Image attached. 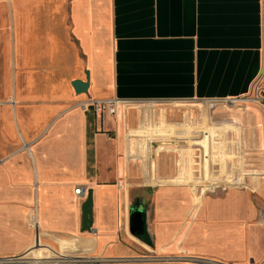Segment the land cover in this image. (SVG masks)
<instances>
[{
  "label": "crops",
  "instance_id": "crops-1",
  "mask_svg": "<svg viewBox=\"0 0 264 264\" xmlns=\"http://www.w3.org/2000/svg\"><path fill=\"white\" fill-rule=\"evenodd\" d=\"M6 25L0 258L40 256L46 264L264 260V224L254 206L246 212L253 222L244 220L253 223L258 244L250 257L224 260L218 256L224 251L191 235L195 224L220 220L207 204L231 192L243 199L237 190L208 195L207 162L232 155L223 148L232 137L240 148L233 156L241 157L243 146L246 158L253 157V138L262 132L259 112L251 102L219 103L217 126L201 104L243 98L264 78V0H0V29ZM74 80H88V91L77 93ZM89 98L121 102L116 113L96 115L79 106ZM176 128L204 148L207 181L187 174L196 161L186 146L170 145L175 142L167 137L181 132ZM186 134L177 135L184 140ZM154 137L157 147L148 141ZM251 181L253 173L245 181L250 189ZM80 186L93 189L91 230L82 229L87 195L76 193Z\"/></svg>",
  "mask_w": 264,
  "mask_h": 264
},
{
  "label": "rangeland",
  "instance_id": "rangeland-1",
  "mask_svg": "<svg viewBox=\"0 0 264 264\" xmlns=\"http://www.w3.org/2000/svg\"><path fill=\"white\" fill-rule=\"evenodd\" d=\"M5 16L8 20V15ZM6 27L7 28L0 29V65L5 62V57L8 55V25H6ZM257 94L261 97H264V79L257 81L253 91L243 97L255 105L253 107H255L259 112V117L261 120V136L258 139L253 138V157L246 158L245 147L243 146H241V157L236 158L233 156L234 153L240 152V148H238L237 143L234 142V140L237 141V138L234 137L233 139L232 137V141L231 139L223 140L224 150L232 155H229V157L226 158H221L220 160H218V157H216V160L211 158V161L207 162L210 165V178H208L210 180V192L208 195L218 198L219 196H227L229 191L237 190L241 192L243 199L238 193L231 192L227 197H225L223 201L207 204L206 209L208 210L209 214L219 216L218 218H220V220L217 222L207 221L206 226L204 227L200 225L199 222L198 224H195L191 231L192 239L197 243L203 244L210 249L224 251L223 253L225 254L218 255L224 260L229 259L230 257H235L239 260L250 257L253 249H257L258 247L257 240H255L251 234V232H253V223L247 225V221H245L246 223L244 222L245 218L248 220V222H253V218H251V216L248 217L246 214L249 206H254L257 211V220L263 222L262 224H264V101L261 104H256L253 99L257 96ZM217 107L218 105H216L215 108L211 110V115L214 117L213 124L219 126L221 125L220 122L223 120V118H221V116L216 113ZM88 113L93 112L89 111ZM194 113L197 119H201L200 111L198 109L194 110ZM262 114L263 122L261 118ZM222 136L224 135H221V139L223 138ZM184 140H187V138ZM181 144L186 146L185 151L189 152V154H192L194 160L199 162L198 164L196 162V164L193 163V168L191 165V168L188 169L189 172L187 174L192 175L191 173H194L196 178L200 177L199 180L207 181L205 175L207 174V171L205 167V161L203 160L204 156L201 147L191 146L192 143L185 145V141H183ZM217 146H220V143ZM223 148L220 149L222 150ZM238 163L241 165V169ZM234 171L236 172L234 173ZM252 173L253 182L251 181L252 187L250 189V186H248L247 182L251 179ZM190 183V180L186 182L188 186H190ZM223 215L229 216L227 220L221 219ZM238 220L242 221L240 225ZM29 257L33 256L29 255ZM246 263L264 264V260L262 262H253V259H250L249 261L247 260Z\"/></svg>",
  "mask_w": 264,
  "mask_h": 264
},
{
  "label": "built area",
  "instance_id": "built-area-1",
  "mask_svg": "<svg viewBox=\"0 0 264 264\" xmlns=\"http://www.w3.org/2000/svg\"><path fill=\"white\" fill-rule=\"evenodd\" d=\"M261 81V80H260ZM242 100H247L244 98H231V99H204L202 101V109L201 112L206 114V115H210L211 114V110L215 108L216 105H218L219 103H229L232 106L238 105L240 104V101ZM253 101L256 104H261L264 101V97H261L257 94V96L253 99ZM121 101L119 99L113 98V99H92L89 98L85 101H82L79 103V106L82 110H84L85 112H89L92 111L94 114L96 115H104L107 112L108 113H116L117 109H118V105ZM179 126V125H178ZM220 126V125H219ZM176 130H181V132L179 133H174V135H170L167 137L168 140H174L175 144H170L172 146H183L181 143L183 141H185V145H187L188 143H192L191 146H200L202 151H203V156L205 158L204 155V148L199 145V144H193L192 140L194 139L195 135L190 134L189 136L186 134L185 131H183V128H176ZM185 135L187 140H183L178 135ZM198 135H196V139L199 138V136H201V133H196ZM157 140H159L158 137H154L152 139H148L150 145L157 147ZM198 140V139H197ZM189 145V144H188ZM151 149H154L153 147H151ZM203 158V160L205 161V159ZM4 159L2 157H0V165L3 163ZM199 163V162H196ZM208 183V182H207ZM88 188L87 187H78L76 189V193L78 195H80L81 193L84 195L88 194ZM32 223L36 226L37 222H36V212L34 211L32 214ZM137 261V260H135ZM141 261H145L143 259H141ZM185 261H189L192 262L193 264H233L230 262H225V261H217V260H212V259H203V258H192V257H188L187 260ZM32 264H44L48 261H46L43 258H39V257H29L28 255H24V256H17V257H9V258H0V264H28L31 263ZM80 260L79 259H73V260H66V261H58L55 264H67V263H76V264H80Z\"/></svg>",
  "mask_w": 264,
  "mask_h": 264
},
{
  "label": "water",
  "instance_id": "water-1",
  "mask_svg": "<svg viewBox=\"0 0 264 264\" xmlns=\"http://www.w3.org/2000/svg\"><path fill=\"white\" fill-rule=\"evenodd\" d=\"M73 86L77 93H85L88 91L89 81L74 80ZM93 206H94V196L93 189L88 190L87 199L83 204V225L82 229L91 230L93 225Z\"/></svg>",
  "mask_w": 264,
  "mask_h": 264
},
{
  "label": "bare ground",
  "instance_id": "bare-ground-1",
  "mask_svg": "<svg viewBox=\"0 0 264 264\" xmlns=\"http://www.w3.org/2000/svg\"><path fill=\"white\" fill-rule=\"evenodd\" d=\"M264 78H261V80H263ZM241 102H250L249 100H242V101H240V103ZM17 264H19V263H17Z\"/></svg>",
  "mask_w": 264,
  "mask_h": 264
}]
</instances>
